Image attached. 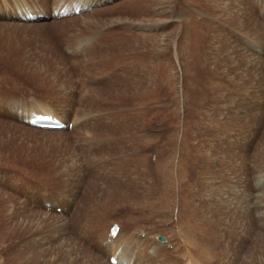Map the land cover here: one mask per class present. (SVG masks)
I'll list each match as a JSON object with an SVG mask.
<instances>
[{
    "label": "rangeland",
    "instance_id": "374dc122",
    "mask_svg": "<svg viewBox=\"0 0 264 264\" xmlns=\"http://www.w3.org/2000/svg\"><path fill=\"white\" fill-rule=\"evenodd\" d=\"M92 1L0 0V264H108L111 224L126 264H264V0Z\"/></svg>",
    "mask_w": 264,
    "mask_h": 264
},
{
    "label": "bare ground",
    "instance_id": "6f19581e",
    "mask_svg": "<svg viewBox=\"0 0 264 264\" xmlns=\"http://www.w3.org/2000/svg\"><path fill=\"white\" fill-rule=\"evenodd\" d=\"M58 1V5H59V7L62 9V10H64V11H67L68 12V15L67 16H69V17H74L75 16V14H73L72 12L74 11V10H76L77 8H73V7H71V0H57ZM98 1V4H106V1L107 0H97ZM109 1V0H108ZM91 2L92 3H94L92 0H91ZM117 2V1H116ZM120 3V2H119ZM35 9V8H34ZM79 9V15L84 11V9L85 8H78ZM33 10V9H32ZM17 11V10H16ZM35 11V10H34ZM38 11L40 12V9H38ZM28 11H25V12H20V13H18L17 14V19H15V20H20V21H27L26 20V15H28V14H30V12H28ZM38 13V12H37ZM39 14V13H38ZM37 14V15H38ZM36 16V15H35ZM65 18H68V17H65ZM14 20V19H13ZM72 21H74V20H72ZM72 21H68V22H62V23H56V24H53L52 26L54 27V28H56V29H65V28H67V29H70L71 27H72V24H73V22ZM72 22V23H71ZM88 24V21H85L84 22V25H87ZM74 27H77V26H74ZM116 28V27H115ZM80 29V28H79ZM113 29V28H112ZM117 30V29H116ZM110 31H113V30H110ZM106 33V32H105ZM104 33V34H105ZM89 36V35H88ZM88 36H86L85 37V42H84V40H79V41H76L75 42V44H74V46L75 47H79V46H81L82 45V47H84V50H86V51H89V50H91V49H93V48H96V47H99L100 45H99V43H104L103 41H107V39L105 40H103L102 38L103 37H107V35L105 36V35H103V36H101V35H99L100 36V39L102 40V41H100L99 39H93V38H90V37H88ZM74 38V37H73ZM97 38H98V36H97ZM112 38V37H111ZM110 41H111V39H110ZM110 41H109V43H110ZM107 43H108V41H107ZM112 44V43H111ZM110 45V44H109ZM104 46V45H103ZM108 47H110V46H104V49H107ZM116 47V46H115ZM112 48V47H111ZM108 50V49H107ZM72 52H73V50H72ZM92 52V51H91ZM127 53V55H124V58H123V56H121L120 55V57L121 58H123L124 60H126V59H131V56H132V58H139V56H137L136 54L134 55V53H130L131 54V56H130V54H129V52H126ZM137 53H139V52H137ZM141 53V52H140ZM142 54V53H141ZM87 55V54H86ZM116 56V55H115ZM137 56V57H136ZM140 57H143V56H140ZM135 59H132L131 61H129L130 63H133L132 65H134L135 63H134V60ZM146 58L144 57V60H145ZM145 63V62H144ZM144 63H140L141 64V66L143 67L144 66ZM135 67H136V64H135ZM150 69V68H149ZM19 105H21V104H19ZM31 105V104H30ZM30 105H21V106H24V107H19L18 105H11L10 106V110H11V112H15V114L18 116V117H20L21 118V120H22V122H23V124L25 123L24 121L26 120V121H28V120H30V119H35V118H38V117H42V116H49V115H51V116H53L54 118H57L58 120H59V122L62 124L61 125V128H57V129H53V131H63L64 129H65V127H66V131H68V129H69V123L68 124H66L67 123V120L65 121V119L64 118H62L61 117V119H59L58 117H57V115H55L54 113H51V112H49V111H43V110H39L38 108H35V107H33V108H29L30 107ZM26 107H28V108H26ZM32 107V106H31ZM24 108V109H23ZM20 109H21V111L22 112H19L20 111ZM38 110V111H37ZM26 113V114H25ZM24 114H25V116H24ZM26 117H28L27 119H24V118H26ZM88 120H91V119H87L86 121H88ZM74 124H73V127L76 129L77 128V125H80V124H82V121L79 119V118H74ZM25 125H27V126H24L26 129H29V128H31L30 130H34V131H37L38 129H45V128H36V127H33V126H30L28 123H25ZM18 126V125H17ZM67 127H68V129H67ZM72 127V128H73ZM46 130H50V129H46ZM28 135L30 136V135H33V134H29L28 133ZM85 143V145H86V147L88 146V144L89 143H87L86 144V142H84ZM92 143V142H91ZM101 146H103V148L102 149H104V145L103 144H100ZM102 149L99 151V152H101L102 151ZM98 150V149H97ZM101 163L100 164H98L97 165V163L95 164L96 165V167H103V169L105 170V168H104V166H105V164H106V162H102V161H100ZM46 202H48V201H45L44 202V205H45V203ZM58 207V206H57ZM57 212H59V211H57ZM61 212V211H60ZM190 224H188V226H189ZM114 226V224H111L108 228H107V232H106V236H104V237H102L103 235H104V233L102 234V236H100L99 237V235H98V241L101 243L100 245H101V247H102V249L105 251V248L104 247H106V250L108 251L107 253H106V256H107V260H108V264H110V259H115V261H116V264H126L124 261H123V258H124V250H125V253H126V251H127V249H125L124 247H119L120 245H122V246H124L125 245V237H124V234L126 233L125 231H124V228H123V226H121L120 227V229H119V232L117 233V235H116V237L115 238H113V236H111V234H110V229L112 228ZM180 227H181V225H180ZM133 234L135 233V232H132ZM129 235H132L131 233L130 234H127L126 235V238H127V236H129ZM133 236V235H132ZM142 236V235H141ZM157 237V236H156ZM162 236H158L157 238H156V242H157V245H155L154 246V249L152 250V252H150V254L151 255H156L155 257H150L149 259H153V260H156L155 262L156 263H159V262H161L162 260H164V259H168V258H170L171 259V261H173L174 263H177L176 261H175V258H173L172 257V252H170L169 251V249L170 248H173V243L172 242H170L169 243V241L168 240H166V238H164L163 237V241L161 242L160 240H159V238H161ZM155 238V237H154ZM122 241H124L123 243H121ZM187 243V242H186ZM111 244V245H110ZM110 245V246H109ZM162 245V248L160 247ZM189 245H190V242H189ZM121 248V249H120ZM118 249V250H117ZM191 249H192V247H191ZM111 250H113V251H111ZM160 250V251H159ZM193 251H195L196 252V254H201L202 252H205L206 251V249L205 248H203V249H196V250H193ZM112 253L111 255H109L108 253ZM205 253H207V252H205ZM204 254V253H203ZM110 256V257H109ZM141 257V256H140ZM138 258V256L136 255V259ZM138 260V259H137ZM163 264H165V262H163Z\"/></svg>",
    "mask_w": 264,
    "mask_h": 264
},
{
    "label": "water",
    "instance_id": "95a60500",
    "mask_svg": "<svg viewBox=\"0 0 264 264\" xmlns=\"http://www.w3.org/2000/svg\"><path fill=\"white\" fill-rule=\"evenodd\" d=\"M161 241L163 240V238H159Z\"/></svg>",
    "mask_w": 264,
    "mask_h": 264
}]
</instances>
